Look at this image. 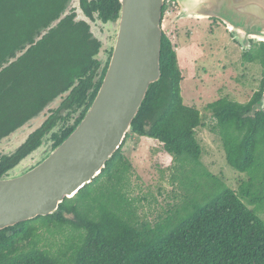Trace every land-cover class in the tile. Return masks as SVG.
Returning <instances> with one entry per match:
<instances>
[{"label": "trees", "instance_id": "1", "mask_svg": "<svg viewBox=\"0 0 264 264\" xmlns=\"http://www.w3.org/2000/svg\"><path fill=\"white\" fill-rule=\"evenodd\" d=\"M119 10V0H0V143L50 113L15 152L0 154V179L47 139L52 152L83 120L110 59H98L102 43L90 23L114 22ZM242 59L261 67L259 90L246 104L224 98L207 105L226 164L246 175L236 190L200 163L201 116L183 102L176 53L162 33L161 78L150 86L120 149L56 213L0 231V264H264L258 216L264 211V109L257 106L264 42H252ZM132 135L157 141L180 169L191 166L189 176L182 175L184 204L153 226L134 219L121 193L130 169L122 149ZM65 227L72 230L65 250L54 255L38 247L41 229Z\"/></svg>", "mask_w": 264, "mask_h": 264}, {"label": "water", "instance_id": "2", "mask_svg": "<svg viewBox=\"0 0 264 264\" xmlns=\"http://www.w3.org/2000/svg\"><path fill=\"white\" fill-rule=\"evenodd\" d=\"M166 0H119L112 53L86 115L33 168L0 179V231L57 212L92 183L122 146L151 85L161 78ZM184 18L214 19L243 49L264 42V0H176ZM257 106L264 109V89Z\"/></svg>", "mask_w": 264, "mask_h": 264}, {"label": "rangeland", "instance_id": "3", "mask_svg": "<svg viewBox=\"0 0 264 264\" xmlns=\"http://www.w3.org/2000/svg\"><path fill=\"white\" fill-rule=\"evenodd\" d=\"M74 6L77 4L74 3ZM181 13L176 0H170L162 18V33L176 53L183 79L180 84L183 102L188 107L196 108L201 116L202 126L196 130V139L202 149L200 163L205 170L236 190L239 183L246 180V175L226 164L215 129L216 122L207 110V105L224 98L246 104L259 90L262 69L258 64L244 62L242 54L249 49H243L223 24L210 19L184 18ZM90 25L92 33L102 43L98 59L105 63L113 47L115 26ZM57 105L58 101L50 108L55 109ZM49 115V112L43 114L3 140L0 154L15 152ZM50 144L49 139L45 140L42 147L10 175H17L39 163L51 151ZM122 152L130 169L122 183L121 193L127 199V209L132 211L134 219L139 224L153 226L174 215L185 202L182 175L189 176L191 166L180 169L173 158L163 152L157 141L144 137L132 135L125 142ZM258 216L264 221V211ZM71 236L70 227L61 230L41 229L38 247L56 255L65 250Z\"/></svg>", "mask_w": 264, "mask_h": 264}, {"label": "flooded vegetation", "instance_id": "4", "mask_svg": "<svg viewBox=\"0 0 264 264\" xmlns=\"http://www.w3.org/2000/svg\"><path fill=\"white\" fill-rule=\"evenodd\" d=\"M166 1L169 2L170 0H166ZM74 3L77 4V1H75ZM74 3H73V5H74ZM77 15H79V16H77L78 19H79V18H80V12H79V11H77ZM210 20H214V19H210ZM116 21H117V20H116ZM116 21H114V22H110V23L107 24V25H112V24L115 23ZM215 21H217V20H215ZM218 22H219V21H218ZM93 24H95V23H93ZM96 24H98V23H96ZM99 25H101V24H99ZM103 26H105V25H103ZM91 31H92V30H91ZM111 53H112V49H111V51H110V55H109V56H111ZM108 59H109V57H108ZM108 59H107V61H108ZM107 61H106V62H107ZM25 160H26V159H25ZM25 160H24V161H25ZM42 160H43V159H42ZM42 160H41V161H42ZM24 161H23V162H24ZM23 162H22V163H23ZM22 163H21V164H22ZM21 164H20L19 166H21ZM19 166H18V167H19ZM18 167H17V168H18ZM13 171H14V170H13ZM20 172H23V171H20ZM10 176H11V175H10ZM13 176H16V175H13Z\"/></svg>", "mask_w": 264, "mask_h": 264}]
</instances>
